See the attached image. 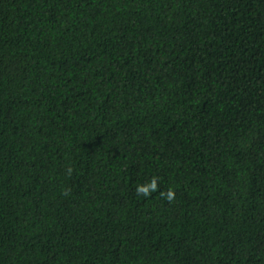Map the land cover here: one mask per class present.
Returning <instances> with one entry per match:
<instances>
[{"label": "trees", "instance_id": "trees-1", "mask_svg": "<svg viewBox=\"0 0 264 264\" xmlns=\"http://www.w3.org/2000/svg\"><path fill=\"white\" fill-rule=\"evenodd\" d=\"M0 264H264V0H0Z\"/></svg>", "mask_w": 264, "mask_h": 264}, {"label": "clouds", "instance_id": "clouds-1", "mask_svg": "<svg viewBox=\"0 0 264 264\" xmlns=\"http://www.w3.org/2000/svg\"><path fill=\"white\" fill-rule=\"evenodd\" d=\"M171 196H172V193L170 192V193H169V197L171 198Z\"/></svg>", "mask_w": 264, "mask_h": 264}]
</instances>
